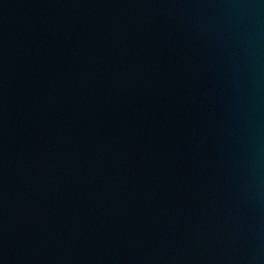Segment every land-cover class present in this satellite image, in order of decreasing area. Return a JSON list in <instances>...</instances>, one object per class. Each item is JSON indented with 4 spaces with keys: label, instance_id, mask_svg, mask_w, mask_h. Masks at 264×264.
<instances>
[{
    "label": "water",
    "instance_id": "95a60500",
    "mask_svg": "<svg viewBox=\"0 0 264 264\" xmlns=\"http://www.w3.org/2000/svg\"><path fill=\"white\" fill-rule=\"evenodd\" d=\"M0 264H264V0H0Z\"/></svg>",
    "mask_w": 264,
    "mask_h": 264
}]
</instances>
